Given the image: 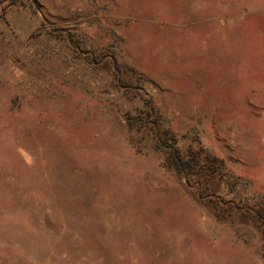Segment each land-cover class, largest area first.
I'll list each match as a JSON object with an SVG mask.
<instances>
[{"label":"rangeland","instance_id":"1","mask_svg":"<svg viewBox=\"0 0 264 264\" xmlns=\"http://www.w3.org/2000/svg\"><path fill=\"white\" fill-rule=\"evenodd\" d=\"M22 2L0 0V264H264V0ZM202 146L222 171L188 176Z\"/></svg>","mask_w":264,"mask_h":264},{"label":"trees","instance_id":"2","mask_svg":"<svg viewBox=\"0 0 264 264\" xmlns=\"http://www.w3.org/2000/svg\"><path fill=\"white\" fill-rule=\"evenodd\" d=\"M23 6H28L26 2H22ZM31 6V5H30ZM217 161L221 163H217ZM183 168L189 175L206 176L208 173H221L224 161L211 155L207 147H203L198 152L190 151L186 160L181 161Z\"/></svg>","mask_w":264,"mask_h":264}]
</instances>
